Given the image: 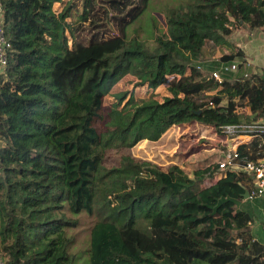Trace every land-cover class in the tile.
I'll use <instances>...</instances> for the list:
<instances>
[{
  "label": "trees",
  "instance_id": "1",
  "mask_svg": "<svg viewBox=\"0 0 264 264\" xmlns=\"http://www.w3.org/2000/svg\"><path fill=\"white\" fill-rule=\"evenodd\" d=\"M179 1L166 10L168 37L153 20L144 41L138 25L151 0H2L12 43L0 77V258L7 264H75L69 230L82 213L96 219L90 264H264L256 216L240 209L254 191L249 175L228 171L209 186L216 165L190 172L135 153L187 118H202L196 97L205 84L179 85L195 63L238 59L243 70L244 52L228 58L215 34L264 32V0ZM112 34L119 42L108 51ZM102 46L59 79L73 53ZM129 75L139 86H170L173 96L132 97L129 119L105 130V99ZM245 75L202 99L223 119L201 121L198 137L208 132L226 145L222 127L264 121V70ZM243 136L251 140L238 145L240 156L264 160V134Z\"/></svg>",
  "mask_w": 264,
  "mask_h": 264
},
{
  "label": "rangeland",
  "instance_id": "2",
  "mask_svg": "<svg viewBox=\"0 0 264 264\" xmlns=\"http://www.w3.org/2000/svg\"><path fill=\"white\" fill-rule=\"evenodd\" d=\"M180 1L179 0H151L149 10L147 11V16L144 18L143 23L138 25V31L137 35L141 40H148V35L146 33L147 28H150V25L148 23H152L153 20L157 22V27L155 32L164 38L168 37V32H167V24H166V10L170 6H179ZM117 34H112L109 37L111 42L107 43V48L108 51H111L115 45L119 42V39H114ZM218 36L222 37L221 35H214L213 39H219ZM108 37V38H109ZM113 40H115L113 42ZM113 42V43H112ZM228 44V43H227ZM235 41H231L230 44V49L231 52L227 54V57H234L237 56L239 48L236 47ZM106 46H102L96 49H91L88 51H78L73 53L68 59L60 65V71L58 73L59 79L62 78L63 74L65 71H70L77 67L78 65L85 63L88 59H90L92 56H100L101 51L104 49H107ZM257 49V48H256ZM244 52V51H243ZM247 58V57H246ZM211 59V58H210ZM207 59L205 61H202L200 63H204V69L201 71H204V75L206 80L203 82L205 84L204 86V91L203 93L196 97L197 102H196V107L197 112L202 114V118L200 120H195L194 123L189 122L191 121L190 118H187L185 122L174 126V130H172V136L177 137L176 142V148L172 151H168V146H164L163 149L157 148L159 150H162V153L164 155H173L176 153H188L190 149L195 145V141H193V137L196 135V129L194 125L200 124L201 126H204L203 123H207L208 125H215L216 122L222 121L223 117L218 111L216 110V106L214 108H210L209 106H206L204 108L201 107L203 104L202 99H207L211 98L215 95L213 94H218L219 91H221L222 87L220 84L215 83L214 81L211 80V75L213 71H215L219 65H209V60ZM231 60H227V58L224 60V63L226 65H229ZM240 64L237 68V70L229 73L228 75H224L223 79L225 80H232L236 78L237 76L241 75L243 73V70H241V61H239ZM200 64H196L194 66V70H197V67ZM202 66V65H201ZM222 67V65H220ZM248 66V63L244 65ZM220 67V68H221ZM219 68V69H220ZM245 69V68H244ZM193 70V69H192ZM200 71V70H199ZM239 74V75H238ZM125 79V78H124ZM140 97L142 100H147L150 102L154 103H159V102H164L166 100H169L172 98V89H168L166 86L164 87H154L152 85H144V86H139V81L132 80L128 78L126 80H122L119 84H117L112 92L107 96L105 99V112H106V118L105 121L102 125L103 129L105 130H111L117 128L121 122L129 119L130 115V106L128 105V101L133 97ZM126 97V99L122 102H120V98ZM206 97V98H205ZM139 98V99H140ZM121 103L118 108L115 107L116 104ZM201 107V108H199ZM211 109V110H210ZM201 121H204L201 123ZM191 125V127H189ZM190 128V130H189ZM194 130V133L192 130ZM194 134V136H192ZM170 136V134H169ZM171 136V137H172ZM204 141V140H202ZM147 147V146H143ZM155 147H149L146 149V151L149 154V159L151 161H156L155 155L153 153ZM174 151V152H173ZM206 153H211L213 155L214 152H206ZM216 153V152H215ZM215 159V156H213ZM220 156L216 157L217 160H219ZM215 159V160H216ZM193 162H198L199 160L197 159H191ZM204 160V159H202ZM201 161V160H200ZM214 161L213 158L209 159L208 162L210 163ZM187 163L189 161L186 159ZM159 163V162H157ZM204 164V165H205ZM161 167L165 168L167 167V163L165 164H160ZM198 164H193V165H185L188 168H194ZM185 167V168H186ZM200 168V166H197ZM195 170V169H193ZM260 198H256L258 200ZM258 202L254 201H249V200H244V202L241 204L240 209L242 211H249L253 215L256 216L257 220L255 222V227H254V232L255 234L259 233H264V213H262V210L260 206L257 204ZM73 220L78 221V227L76 229H71L69 230V235L74 239V246L72 248V252L77 256L75 259V264H90V255L89 252L87 254L88 249H90L91 246V231L90 229L94 226L96 223V219L94 217H90L89 215H86L85 213H82L77 216L71 217ZM262 240V239H260ZM263 241V240H262ZM264 242V241H263Z\"/></svg>",
  "mask_w": 264,
  "mask_h": 264
},
{
  "label": "crops",
  "instance_id": "3",
  "mask_svg": "<svg viewBox=\"0 0 264 264\" xmlns=\"http://www.w3.org/2000/svg\"><path fill=\"white\" fill-rule=\"evenodd\" d=\"M218 38H220L221 40L219 41V39H215V42L219 47H221L225 51L226 55L229 54V52H231V49L229 47L231 44V41H235L234 45L239 48V50L237 52L244 51V54L247 57V63H248V66H245L244 67L245 69L243 68L244 74L246 73V74L258 75V76H261L263 74V70H264V32H262V31L250 32L247 29H240V30H237L236 32H234V34L228 38H225L223 36L222 37L218 36ZM236 61H239V60L237 59ZM197 63L200 64L197 67V70L195 71L194 68H192L193 70L190 69L184 77L179 78V85L183 86L184 84H193L196 81V79H198V78L201 79V82H204L206 80L207 77H204L203 71H201L204 69V67H203L204 63H200V62H197ZM197 63H195V65ZM208 63H209V65H219V66H217L218 68L216 70H218L221 67L220 65L225 64L224 59H210ZM127 78H128V80L132 79V80L140 81V79L138 77L130 76V75L127 76L125 79H123V81L126 80ZM236 78H238V76ZM236 78H234V79H236ZM234 79H232V80H234ZM148 85H150V84H148ZM164 86L165 85L154 86V87H164ZM166 87L168 89H172L170 86H166ZM219 93H220V91H219ZM213 95L216 96V94H213ZM215 96H213V97H215ZM134 98L139 99L140 97L137 96ZM159 103H161V102H159ZM189 127H191V125ZM194 127L197 130L196 135L195 136H194V134L192 135V136H194L192 140L195 141V143H194L195 145H193V147L190 149V151L188 153H176V154H173L170 156V155H164V153H162V150L157 149V148L163 149L164 146H168V151H172V150H174V148H176V142H178L177 137H173L171 134L172 130H174V128H172L171 131L163 139H161L158 142H149V141L142 142L137 147V149L135 150V153L137 155H139L140 154L139 152L142 151V155H140V156H143V157H146L149 159V154L146 151V149L149 147H155L153 153L155 155L156 161L159 162V164L167 163V165H169L170 162H181L182 166H184V167H186L185 165H188V164L189 165L198 164L197 166H200V168L197 166L194 168L186 167L190 172H192V171H195L198 169H203V168L210 167L212 165H216L217 162H219L223 159L226 148L227 149L233 148L232 143L228 144V146H223L221 144L219 145L216 141H214V139L211 138L212 136L211 137L207 136V134L210 135V133H208V132L203 133L202 137H198V135L200 133L199 131L201 130V125L200 124L194 125ZM189 130H190V128H189ZM192 132L194 133V130H192ZM169 134H170V136H169ZM202 140H204V141H202ZM250 140H251L250 137H241V138H239V145L242 143H247ZM206 145L209 147L204 148V146H206ZM143 146H147V147H143ZM206 152H214V153H213V155H211V153H206ZM213 156H215V159L218 156H220V158H219V160H217V159L215 160ZM192 158L197 159L199 161L193 162V160H191ZM210 158L211 159L213 158L214 161H212L211 164L210 163L205 164V162H208ZM186 159L189 161V163L185 162ZM202 159H204V160H202ZM193 169H195V170H193ZM221 178L222 177L220 175H214L213 180L208 182V185L210 186V185L215 184L217 181L221 180ZM249 201L258 202L257 204L260 206L262 213H264V197H260V199H258V200H256V199L250 200L249 199ZM256 221H258V220H256ZM254 227H255V225H254ZM256 237L259 239H262L264 241V233L261 232L259 234H256Z\"/></svg>",
  "mask_w": 264,
  "mask_h": 264
},
{
  "label": "built area",
  "instance_id": "4",
  "mask_svg": "<svg viewBox=\"0 0 264 264\" xmlns=\"http://www.w3.org/2000/svg\"><path fill=\"white\" fill-rule=\"evenodd\" d=\"M11 49L12 43L8 40L5 31L4 4L0 0V77L6 76ZM239 64L240 62L236 60L231 61L229 65L223 64L220 69L213 71L211 80L222 87L223 76L237 70ZM245 76L249 77V74ZM209 106L214 108L215 105L210 103ZM222 130L228 136V143H232L233 148H226L223 159L216 164L217 172L214 175L223 177L228 171L246 173L254 182V191L249 194V199L264 197V160H249L247 157H241L237 150L239 138L244 137L243 134H264V121L255 122L251 126H224ZM0 264H7L6 260L0 258Z\"/></svg>",
  "mask_w": 264,
  "mask_h": 264
},
{
  "label": "water",
  "instance_id": "5",
  "mask_svg": "<svg viewBox=\"0 0 264 264\" xmlns=\"http://www.w3.org/2000/svg\"><path fill=\"white\" fill-rule=\"evenodd\" d=\"M199 114H201V113H199ZM244 199H245V200H249V192H246V193H245V195H244Z\"/></svg>",
  "mask_w": 264,
  "mask_h": 264
}]
</instances>
